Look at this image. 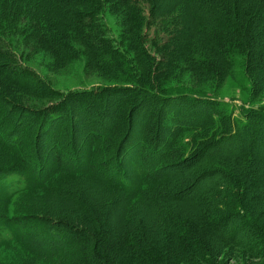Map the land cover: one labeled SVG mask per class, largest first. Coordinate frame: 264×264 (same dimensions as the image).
<instances>
[{
    "label": "trees",
    "instance_id": "obj_1",
    "mask_svg": "<svg viewBox=\"0 0 264 264\" xmlns=\"http://www.w3.org/2000/svg\"><path fill=\"white\" fill-rule=\"evenodd\" d=\"M260 39L264 0H0V204L16 195L41 206L34 214L16 206L14 216L0 208V264H223L221 255L241 245L218 226L235 219L256 232L240 247L247 262L264 264V164L256 160L264 108L242 106L234 118L209 91L175 85L183 66L196 87L210 88L239 66L261 94ZM25 52L48 54L54 70L83 60L86 72L121 84L60 92L23 64ZM108 98L119 101L113 116ZM71 107L89 121L81 145ZM191 107L204 110L202 123L189 118ZM139 116L142 135L133 128ZM206 177L217 186L199 189ZM97 181L122 200L118 237L103 203L80 195ZM36 231L50 247L32 246Z\"/></svg>",
    "mask_w": 264,
    "mask_h": 264
},
{
    "label": "rangeland",
    "instance_id": "obj_2",
    "mask_svg": "<svg viewBox=\"0 0 264 264\" xmlns=\"http://www.w3.org/2000/svg\"><path fill=\"white\" fill-rule=\"evenodd\" d=\"M170 1L171 0H160V4H162V6H164L167 3H170ZM197 5H198V3H197ZM155 19H156V17H155ZM156 20H159V19H156ZM112 21H113V18L110 17L109 24H110V27H112L111 32L115 33L116 27L113 25ZM115 34H114V36H115ZM259 43L261 45H264V39H260ZM155 59H156V61H159L158 57H156ZM21 61H23V64L26 67L32 68V70L36 74H38L43 80H45L50 85L51 88L58 90L60 92H68L69 90H88V89H93V88L98 87V86H104V85L107 86V84L108 85H110V84H113V85L121 84V83H113V81L111 82L110 80H108L109 82L106 83V81L104 79L99 78L98 76H95V75H92V74L86 72L83 60H79L78 62H74L73 64H71L70 66L65 67V68H57V70H54L56 67H54L52 59L46 53H38L36 55L29 56V55H26V52H25L21 56ZM182 70H184V72L180 73L178 75L182 79H180L179 81H177L175 83L176 86L180 87L179 89L181 91L187 92V93H190L193 95L201 94L197 90H199L201 92H208L209 91L212 94H210L208 96L216 95V96H212V100L224 102L227 105L226 110L228 112L230 110H232L234 112V115H233L234 118H238V116H240V109L242 106L249 107V108H264V89L261 91V94H259V95L255 94L254 93V84L249 83L248 79H246L244 77L243 73L239 70V66L237 67V69H236L237 71L235 73H233V74L231 73L232 75L229 74L227 76V78L225 80H223L222 84H219L218 82L214 81V83H213L214 88L205 87L203 85H201V86L199 85L198 87H196V85L192 82V80H190L191 74H189V72L186 71V70H189L188 66H183ZM260 78H262V77H260ZM219 85H220V88H219ZM196 88H198V89H196ZM113 101H115V102H113ZM116 101H117L116 98H108L105 100V104L107 107H109V111L113 112L112 114H109L108 116L114 115V112H115L114 107H116L119 104L118 103L119 101L118 102H116ZM45 103L46 102H41L40 104L43 106V104H45ZM185 103L186 102L183 101L182 105H180L179 107L183 106ZM32 106H34V105H32ZM71 110H73V111L76 110V112H77L76 117L78 118V120L75 121V124H77L75 138H76V142H78V145H81L83 138L86 135V126L89 124V121L86 120L87 119L85 117L86 114H84L83 111H80L81 109L78 111L76 109V107H71ZM190 114H191V117H189V118L194 119L198 123H202V120L204 119V116H205L204 110L200 107H191L190 108ZM231 115H232V113H231ZM88 119L91 120L92 116H89ZM163 120H164V118H163ZM229 120L231 122H234L231 119V116H229ZM133 123H134L133 128H134V131L136 132V134L142 135L144 124L141 122V117L140 116L136 117V120ZM165 124L169 125V127H171L167 118L165 120ZM261 126L264 128V124L262 125V123H259L258 127H261ZM101 127H102V129H104V131L107 130L108 129V121L104 120L101 124ZM162 136L166 137L165 134H163ZM190 136L191 135H186V137H190ZM263 145L264 144H262V143L256 144V150L260 154L256 160H258L260 163L264 164V146ZM43 146H44V144H43ZM237 147L238 146H235V148H237ZM227 148H228V146L226 144H223L217 150H214L213 152H211V154L220 152L222 150H226ZM44 149H46V147H44ZM244 149H246L245 146H244ZM46 154L47 153H43L42 157H45ZM130 154H132V153H130ZM159 155H160V151L155 153V156H159ZM46 157L49 158V156H46ZM193 168H195V166ZM177 175L178 176H185V175L187 176V172H181V173H178ZM263 175H264V170H263ZM215 181H216V178H214V177H206V178L202 179V182L199 185V189L203 190V189L208 188V187H214L216 185ZM91 182H93V181H91ZM87 183L88 182H86L82 185V187L86 188L87 192H86V194L81 193L80 194L81 197L87 199L88 201H90L91 199H95V197H96L99 199L100 202L103 203V207H106L107 213L111 214V215H108L109 227L113 228V230H114L111 233V236L118 237L119 236L118 233H120L122 231V229L118 224L115 223L114 219H115V213H116V215H117V213H119V215H120V212L123 209V207H121L122 206L121 205L122 204L121 198L118 197V195L114 196L113 194H111V189L107 188L110 186L107 183H104V182L102 183L100 181H97V182H94L95 184H90L89 186H92L91 188L94 189V191H89L87 189V187H88ZM95 187H97L96 190H95ZM14 196H16V195H14ZM14 196L9 198V201L7 202V204L6 203L0 204V208H2L5 212L7 211L8 215L14 216L15 213H20V211H16V206H17V208L21 209L22 211L27 209V211H25L24 214H28L29 211H30V214L41 213V211H40L41 206L36 200H34L33 197L18 196L16 198H14ZM90 197H91V199H90ZM263 202H264V200L259 203L261 205H258V207H257L258 210H262V208H264ZM42 204H44V202ZM125 204H126V201H125ZM134 206H136V202L133 203L132 207H134ZM189 207L193 208L194 206L184 205V206H181V209L183 211H185V210H189ZM194 209L196 210V208H194ZM75 211L76 210L74 209V212ZM237 214L239 216H241V214L239 212H237ZM61 216L62 215H60V217ZM258 221H260V223H258L257 229H259V232L262 234L263 230L260 229V225H262V222H264L263 215L258 216ZM218 227L220 228V233H221L222 237H226L225 239H227V240H232V238L234 237L233 241H235L236 244L241 245V246L242 245L244 246L248 242V239L256 233L254 230V227L253 228L251 227L250 229H248V227H242L240 225V221L236 220V219L233 220V222H231L229 224V226L225 229L223 227H221L220 225ZM54 238H55V240H58L59 242L62 240L61 238L57 239V236H54ZM29 241L33 247H36L35 246L36 242H38L40 244V246H43V248L50 247V245H48V243H45L44 241H42V236H41L40 232H38V231L32 232L31 238ZM228 244H232L231 241H229ZM251 244L253 245V243H250V245ZM240 247H239L238 253L228 254L227 255L228 258H227V256L222 257V255H221V260L223 261L222 263L223 264H250L247 262L245 250L241 251ZM238 258H243L244 262H243V260H241V259L239 260ZM252 263L253 264H261L259 262L258 258L257 259L253 258Z\"/></svg>",
    "mask_w": 264,
    "mask_h": 264
}]
</instances>
